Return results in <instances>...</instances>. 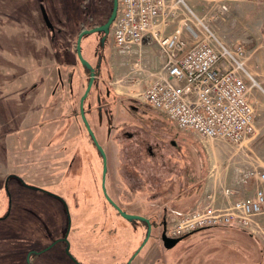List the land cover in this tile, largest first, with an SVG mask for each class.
<instances>
[{"label": "rangeland", "instance_id": "rangeland-1", "mask_svg": "<svg viewBox=\"0 0 264 264\" xmlns=\"http://www.w3.org/2000/svg\"><path fill=\"white\" fill-rule=\"evenodd\" d=\"M185 3L168 0L165 33L181 27L194 42L189 24L211 31L216 44L245 49L242 73L256 131L242 140L239 155L232 152L241 142L202 141L141 100L164 60L155 40L149 50L123 53L111 32L94 30L82 34L78 50L80 31L105 23L114 0H0V264H234L220 260L229 249L249 259L250 245L264 252V210L260 237L213 226L165 248L156 224L162 213H156L167 184L153 183L157 165L135 166L127 162L134 150L122 153L126 128L156 132L158 124L180 145L183 182L193 171L217 176L224 168V176H256L264 169V0ZM91 69L95 79L82 104ZM104 81L123 100L107 113L93 105L89 110ZM225 146H231L229 156ZM233 162L235 172L228 167ZM163 171L168 179L170 171ZM179 192L176 185L171 193ZM187 202L168 203L166 224L195 206ZM62 237H69L66 250Z\"/></svg>", "mask_w": 264, "mask_h": 264}, {"label": "built area", "instance_id": "built-area-1", "mask_svg": "<svg viewBox=\"0 0 264 264\" xmlns=\"http://www.w3.org/2000/svg\"><path fill=\"white\" fill-rule=\"evenodd\" d=\"M167 7L168 0H118L111 25L113 43L120 52H137L149 35L159 45L164 62L141 100L202 141L242 142L254 133L256 122L250 86L242 73L244 47L216 44L211 31L205 34L189 24L186 28L194 42L185 38L181 27L165 33L159 23ZM161 23L167 25V21ZM256 176L262 187L252 196L230 198L235 191L225 188L227 199L221 204L209 196L204 203L176 212L166 226L167 235L176 238L213 226L252 230L255 217L264 210V169ZM249 177L242 176L241 181L248 183Z\"/></svg>", "mask_w": 264, "mask_h": 264}, {"label": "flooded vegetation", "instance_id": "flooded-vegetation-1", "mask_svg": "<svg viewBox=\"0 0 264 264\" xmlns=\"http://www.w3.org/2000/svg\"><path fill=\"white\" fill-rule=\"evenodd\" d=\"M101 25L102 24H100V23H94L91 26L84 27L80 31V33L84 32L86 30H91V29L96 28V27L101 26ZM89 73H90L89 81H91V78L93 75H94V79H95L94 70L93 69L89 70ZM105 83L106 82L104 81L103 87H101V89H99L97 92H95L94 101H93V104H89V110H92V105H93V106H96L98 108V110H100V112H104V113L106 112L107 113V112L111 111V109L115 103L123 100V99H118L116 97V94L114 91H111L108 88L105 89L104 88ZM88 94H89V92H88ZM82 98H83V96H82ZM81 102H82V100H81ZM156 126L158 127L156 132H154L153 130H149V129L126 128L125 132L122 134V137L127 140V143H126V146H124L122 153L124 154L126 152V154H127L126 149H128V153L130 155H132L131 149L134 150L132 158H130V160H127L128 163L132 161V163H134V165L135 164L137 165L139 163H144L146 161H149L152 165L158 166V171H157L156 175H154V177H153L154 178L153 183L155 182L157 184L160 182L163 185L167 184V189L164 187L165 192L161 196V197H164L168 193H171L174 190V187H176V185H178L179 188L181 186V183L179 180L180 179L179 178L180 177L179 176V171H180L179 162L181 159V149L179 148L180 145L176 142V140L173 139L171 135H167V131L164 129L165 127L159 126L158 124ZM165 169L166 170L168 169L170 171L167 173V174H170V176H167V177H169L168 179L164 178V176H161L162 174L166 173L163 171ZM193 169H195V166L192 168V170ZM194 172L195 171H193L191 173L193 176H194ZM4 177L8 178L10 176H4ZM141 177H142L141 178L142 181L144 183H146L147 176H141ZM190 178H191V176H188V178L186 179L185 182H187L188 179H190ZM183 184H185V183H183ZM146 189H147V186H145L142 190H146ZM158 198H160V196L157 197L156 199H158ZM171 211H174V210H171ZM158 212H159V214L162 213V214H160L161 216H159V218L156 220L157 227L160 228V229H158L159 230L158 233H159V236H161L162 231L164 230V223L168 222V218L166 217V215H167L166 212H170V210H168V207H161V209L159 208V210L157 211L156 215H158ZM118 213L122 217H126V216H124L125 212H122L121 210H119ZM126 218L129 219L130 216L126 217ZM166 219H167V221H166ZM166 226H167V224H166ZM59 241L64 242V244H65L64 250H66V247L69 246V244H70L69 237H62L61 240H59ZM226 255H227L226 259H221L224 262L230 261L231 258L239 256L236 253H230V254H226ZM251 255H252V258L249 259V257L247 255H245L246 256L245 260H243L242 262L236 263V264H251L250 261H255V262L257 261V264H263L262 262H260L257 259L258 257L256 254L251 253ZM222 256H223V254H222ZM30 261H32V257H30ZM131 263H133V260ZM226 264H228V263H226Z\"/></svg>", "mask_w": 264, "mask_h": 264}, {"label": "crops", "instance_id": "crops-1", "mask_svg": "<svg viewBox=\"0 0 264 264\" xmlns=\"http://www.w3.org/2000/svg\"><path fill=\"white\" fill-rule=\"evenodd\" d=\"M168 20H169L168 14H164L163 17L160 19L159 27L162 28L164 32H166L167 25H164L161 22L162 21L168 22ZM153 41H154L153 37L149 35L146 37L143 46H146L147 50H149L151 48L149 45H151L153 43ZM163 62H164V60H163ZM63 84H64V82H63ZM137 84H139V83H136L134 85H137ZM141 84H143V80L140 81V85ZM261 85H263L262 88H264V83H262ZM255 131H256V128H255ZM187 146H189L188 148H192L190 145H187ZM223 148H225L227 150L226 155L229 156V154H230L229 150H230L231 146L230 147L225 146ZM233 148L235 149V151L232 152V155H239L240 154L239 151L242 149V142H241V145L238 144L237 147L233 146ZM213 150H214V148H213ZM236 164H237L236 162L228 164V167H231L232 172H235L238 170L237 166H235ZM225 172H226V170L224 168H222L216 172L217 176H211L212 174L211 175L208 174L206 176H199V177L198 176H191V178L188 179L187 182H183V180L180 179V181L185 183V184H183L184 186L181 184V186L179 188L180 194L175 195L172 193H168L166 196L162 197V200L165 201L164 207L168 206V208H170V205L168 203H172V201H174V200L178 204H181L183 201H188L187 203L189 205H193V204L197 205L199 202L204 203V202L208 201L209 196H212V197L214 196L216 199V203L221 204L223 201H225L227 199V196L224 194L225 188L233 189L235 191V194L230 198H235L237 196H252L258 187H262V184L260 183L257 176H251V177H249L248 183H243L241 181L242 176H224L223 174ZM200 185L202 187V191L198 192L200 194L198 197L197 196V194H198L197 188ZM187 186H188V188H187ZM186 188L188 189V192H187V194L186 193L183 194L184 191L186 190ZM260 215L261 214H259L255 217L253 225H252V230H243V229H241V230H243L244 232H247L250 235V237L251 236L252 237L253 236L254 237H260V235L258 234V231L260 232L262 230L261 225L258 222V220H260L259 219ZM235 229H240V228H235ZM254 249H256V250L252 251V253L256 254L258 257L257 259L260 262L264 263V252L262 251V248H260V246L257 245V246H254ZM229 253H231V252H229ZM233 253H236V252H233ZM236 254H238L239 256L231 258V260H230L231 262L232 261L242 262L243 260H245L246 257H244L242 254H240V253H236ZM236 263L237 262H234V264H236Z\"/></svg>", "mask_w": 264, "mask_h": 264}, {"label": "water", "instance_id": "water-1", "mask_svg": "<svg viewBox=\"0 0 264 264\" xmlns=\"http://www.w3.org/2000/svg\"><path fill=\"white\" fill-rule=\"evenodd\" d=\"M117 10H118V0H114V5H113L112 14H111V16L109 17V19H108L104 24H102L101 26H98V27L93 28V29H91V30H86V31H84V32H91V31H94V30H105V31H107V32H111V25H112L113 21H114L115 18H116ZM44 16H45L46 21H47L50 25H52V24H51V21H50V19H49L48 13H47V11H46L45 8H44ZM84 32H82V33L80 34V36H79V40H78V43H77V48H78V50H79V48H80V39L82 38V34H83ZM93 74H94V73H93ZM93 80H94V75L92 76L91 81H90V84H89V86H88V88H87V90H86V92H85V95H84L83 98H82V104H83L84 98L88 95V92H89V90H90L91 87H92ZM82 112H83V110H82ZM229 227H231V226H229ZM232 228H234V227H232ZM235 228H236V227H235ZM240 229H242V228H240ZM243 230H245V229H243ZM160 238H161V241L163 242L164 247L169 249V248L174 247V246H175L178 242H180L184 237H183V236L176 237V238L169 237V236L167 235V233H166V223H164V230L162 231V234H161Z\"/></svg>", "mask_w": 264, "mask_h": 264}, {"label": "trees", "instance_id": "trees-1", "mask_svg": "<svg viewBox=\"0 0 264 264\" xmlns=\"http://www.w3.org/2000/svg\"><path fill=\"white\" fill-rule=\"evenodd\" d=\"M194 165H195V163H194ZM194 165H193V166H194ZM198 177H199V176H198ZM200 186H201V185H200ZM199 190L202 191V188L200 189V187H199L198 190H197V193H198ZM200 191H199V192H200ZM199 195H200V194L198 193L197 196L199 197ZM225 227H229V226H225ZM231 228H232V227H231ZM194 231H196V230H194ZM194 231H192V232H194ZM192 232H189V233L183 235V237H186L187 235H189V234L192 233ZM248 248L250 249V251H254V250L252 249V246H251V245H250ZM255 250H256V249H255ZM228 251L231 252V253L236 252L234 249H229ZM262 251H263V250H262Z\"/></svg>", "mask_w": 264, "mask_h": 264}]
</instances>
